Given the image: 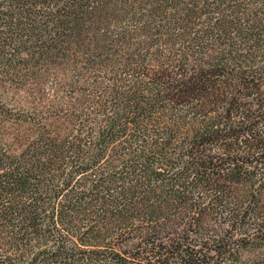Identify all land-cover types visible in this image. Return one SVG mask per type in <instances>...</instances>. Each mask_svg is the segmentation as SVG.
<instances>
[{
    "label": "trees",
    "instance_id": "trees-1",
    "mask_svg": "<svg viewBox=\"0 0 264 264\" xmlns=\"http://www.w3.org/2000/svg\"><path fill=\"white\" fill-rule=\"evenodd\" d=\"M105 1L5 0L0 40L17 36L30 51L26 39L36 38L37 56L29 58H36V64L46 57L58 61L69 44L85 40L83 30L96 10L105 11ZM146 4L152 28L159 33L166 28L180 44L182 58L166 67L158 63L147 72L140 68L147 57L136 50L109 77L114 85L102 108L105 116L86 138L91 146L83 162L88 159L90 164L83 170L92 179L75 190L77 209L71 210L65 200L69 183L56 202L72 219L82 221L73 236L80 246L78 264H141L108 246L106 233L114 228L112 220L148 207V214L159 217L167 212L193 214L198 225H206L213 213L225 217L223 228L232 231L222 230L212 240L219 246L214 251L223 257L221 263L264 264L263 229L239 233L264 212V0ZM157 18L166 22L157 24ZM38 19L51 22L56 33L44 35ZM84 64L85 74L101 71L94 59ZM33 143L41 145L29 159L30 152L23 150L13 156L12 166L0 169V239L8 234L10 245L0 254V264H58L63 254L62 249L35 250L34 241L49 220L41 216L47 215L44 197L53 185L51 166L59 158L73 164L79 156L75 145L62 154L63 136L42 135ZM55 216L50 220L56 222ZM251 238L262 243L255 259L237 246L247 247ZM72 257L64 254L60 264H75Z\"/></svg>",
    "mask_w": 264,
    "mask_h": 264
},
{
    "label": "rangeland",
    "instance_id": "rangeland-1",
    "mask_svg": "<svg viewBox=\"0 0 264 264\" xmlns=\"http://www.w3.org/2000/svg\"><path fill=\"white\" fill-rule=\"evenodd\" d=\"M107 1L105 11L96 10L90 25L88 23L83 30L85 40L69 44L66 55L58 61H49L46 57L42 64H36V58H29L31 54L37 56L33 50L36 38H30V42L29 38L26 39L30 51H25L17 36L8 35V40H5L3 35L0 40V169L12 166L16 161L13 156L23 150L30 152L27 153L29 159L35 147L41 145L33 142L42 135L63 136L66 148L62 154L67 155L68 148L75 145L79 156L73 164L70 159L59 158L57 164L51 166L53 185L44 197L47 215L41 216L42 220L48 217L49 220L34 241L35 250L62 249L61 262L65 261L62 256L67 254L69 258L75 256V264H78L80 246L75 244L73 236L82 226V221L72 219L73 215L68 216L64 212L67 208L60 210L56 202L58 197L62 198L59 194L61 188L69 183L71 186L64 191L68 197L65 200L71 210L77 209L75 190H82L92 179L90 172L84 173L83 170L90 164L88 159L83 162L91 146L90 139L86 138L88 131L96 128L105 116L102 108L108 103L114 85L109 77L113 71H121L129 54L136 50L143 59L147 57V64H140L141 70L145 67L147 72L148 68L151 70L158 63L166 67L172 61L178 64L182 58L180 44H176V40L166 33V28H161L160 33L156 27L152 28L151 7L146 4L152 0H126L121 4ZM3 3L5 0H0V6ZM155 21L157 24L166 22L162 18ZM36 24L46 30L43 33L49 38L56 33L53 24L46 19H38ZM23 29L27 30L26 26ZM38 33L41 35L40 31ZM93 59L98 63L96 68L101 71L91 70L85 74L84 62L89 63ZM74 136L82 141H77L78 138ZM142 209L144 211L130 213L113 224L111 221L110 226L114 228L106 233L111 241L107 243L108 246L120 248L123 255L132 259L135 257L141 264H222L223 257L214 251L219 246L212 240L216 234H223L222 230L232 231L231 227H227L229 230L223 228L224 223L228 222L227 218L213 213L208 215L206 225H198L192 219L193 214L186 216L167 212L159 217L147 213L150 207ZM61 211L64 213L60 214ZM52 212L57 215L56 222L50 220L54 216ZM111 216L108 214L109 219ZM84 218L83 215L80 217ZM263 219L264 212L251 222L250 227H242L239 233L251 230L257 234L260 229L264 231ZM6 236L8 234L0 239V254L10 250ZM250 240L252 244L247 247H241V244L237 246L244 256L248 254L255 259L259 252L258 245L262 243L259 238Z\"/></svg>",
    "mask_w": 264,
    "mask_h": 264
}]
</instances>
